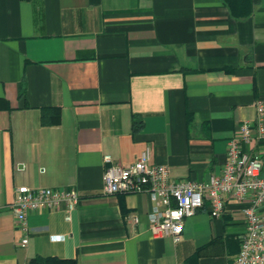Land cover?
<instances>
[{"label":"crops","instance_id":"0c3cea01","mask_svg":"<svg viewBox=\"0 0 264 264\" xmlns=\"http://www.w3.org/2000/svg\"><path fill=\"white\" fill-rule=\"evenodd\" d=\"M256 101L264 0L244 17L221 0H0V264H231L241 206L227 199L214 219L204 204L179 242L152 237L146 194L102 193V157L124 167L148 149L170 182L207 183ZM46 107L57 125H40ZM20 186L78 195L68 222L29 212L24 247L10 209Z\"/></svg>","mask_w":264,"mask_h":264},{"label":"built area","instance_id":"2783aa9c","mask_svg":"<svg viewBox=\"0 0 264 264\" xmlns=\"http://www.w3.org/2000/svg\"><path fill=\"white\" fill-rule=\"evenodd\" d=\"M253 122L240 123L226 141L225 162L218 175H210L207 183L170 182L164 166L151 165L145 149L130 165L110 166V158L102 157V193L104 195L146 194L151 209L146 214L152 237L180 240L183 220L195 214L204 204L211 218H219L225 202L231 199L241 206L244 234L231 264H264V103L254 104ZM246 146L243 150L241 147ZM78 203L72 189L20 186L14 189L10 209L17 229L23 233L20 247L27 243L26 216L31 211H61L70 221ZM137 223L135 216L130 217Z\"/></svg>","mask_w":264,"mask_h":264},{"label":"trees","instance_id":"16d2710c","mask_svg":"<svg viewBox=\"0 0 264 264\" xmlns=\"http://www.w3.org/2000/svg\"><path fill=\"white\" fill-rule=\"evenodd\" d=\"M227 7L230 14L236 17H244L251 12V8L256 4L257 0H221ZM23 91L18 93L19 98L22 97ZM59 109L55 107H46L39 110V123L43 127L55 126L59 123ZM132 132H137L141 128L139 117L132 116L131 121ZM55 258H34L28 264H56Z\"/></svg>","mask_w":264,"mask_h":264}]
</instances>
